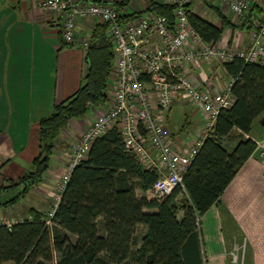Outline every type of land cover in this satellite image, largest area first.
<instances>
[{
	"label": "trees",
	"instance_id": "obj_1",
	"mask_svg": "<svg viewBox=\"0 0 264 264\" xmlns=\"http://www.w3.org/2000/svg\"><path fill=\"white\" fill-rule=\"evenodd\" d=\"M126 4L124 0L117 6ZM148 10L175 21V5L150 0ZM139 14L126 13L122 20H134ZM219 15L221 22L215 24L188 9L190 23L207 43H218L226 26L234 28L226 16ZM107 31L105 23L95 26L79 89L39 121L40 153L33 169L9 181L10 187L23 188L7 202L0 199V206L17 204L43 180L71 119L82 118L107 101L115 58ZM225 67L234 79V103L221 110L214 130L192 160L184 175L185 189L178 187L163 199L138 197L136 189L151 190L159 172L144 167L113 127L94 140L87 158L72 169L52 217L32 208L30 216L19 222L0 223V264H206L197 218L202 223L203 215L220 202L254 154L257 143L252 128L264 115V63L236 58ZM233 136L237 142L225 144ZM141 226L146 227L144 235Z\"/></svg>",
	"mask_w": 264,
	"mask_h": 264
},
{
	"label": "crops",
	"instance_id": "obj_2",
	"mask_svg": "<svg viewBox=\"0 0 264 264\" xmlns=\"http://www.w3.org/2000/svg\"><path fill=\"white\" fill-rule=\"evenodd\" d=\"M44 0H0V199L7 202L9 194L19 192L23 185L10 187L33 169V161L40 153L39 121L52 114L57 104L67 100L80 87L87 69L86 48L81 44H67L61 36L62 17L46 10ZM246 19L237 17L217 0H193L190 8L212 23H220L222 14L234 24L226 26L219 46L246 47L250 30L256 19L264 14V3L250 0ZM95 24L80 23V31L91 37ZM185 71L196 82H203L213 91L224 90L231 76L224 64L213 60L189 64ZM190 107L187 116L200 110L185 92L175 98L168 116V129L174 139L187 145L173 132L174 106ZM108 108L104 102L90 108L82 118L71 119L58 139L57 147L43 180L28 194L11 206H0V223L11 225L30 216L32 208L47 213L45 205L55 189L56 180L67 169L70 159L67 149L78 140L94 119ZM203 119V112H200ZM264 115L254 122L251 136L264 138ZM257 130L258 136H255ZM182 133V134H181ZM64 147V148H61ZM67 151V153L63 152ZM62 152V153H60ZM59 176V177H58ZM6 186V189L2 187ZM137 196L152 197L151 190L136 189ZM6 196V200L3 197ZM55 204V203H54ZM53 204V207H54ZM51 209V208H50ZM49 209V210H50ZM53 209V208H52ZM48 210V211H49ZM202 250L206 264H264V159L253 154L228 185L219 203L202 217ZM146 227L140 232L145 234Z\"/></svg>",
	"mask_w": 264,
	"mask_h": 264
},
{
	"label": "built area",
	"instance_id": "obj_3",
	"mask_svg": "<svg viewBox=\"0 0 264 264\" xmlns=\"http://www.w3.org/2000/svg\"><path fill=\"white\" fill-rule=\"evenodd\" d=\"M44 0L43 7L62 17L61 36L65 43L87 47L90 37L80 31V23L89 20L95 25L107 24V35L115 51L113 71L107 87L108 108L99 114L72 146L70 164L54 193L52 217L72 169L87 158L94 140L117 127L125 148L135 153L146 168H156L157 181L151 187L153 197L163 199L176 188H184V175L204 140L212 133L222 109L234 103L230 84L213 91L206 83L192 79L185 67L189 64L225 63L236 58L247 63H264V14L255 20L246 47L219 46L207 43L189 21L188 5L193 0H153L175 5V21L149 11L150 0ZM145 2V6L143 5ZM241 19H246L250 0H217ZM264 3V0H256ZM138 12L139 16L124 22L123 15ZM185 92L188 99L203 112L204 125L195 140L187 145L177 142L168 129V116L175 98ZM255 139V138H254ZM255 155L264 159V138L255 139ZM50 223V221H49ZM201 227V219L197 218Z\"/></svg>",
	"mask_w": 264,
	"mask_h": 264
},
{
	"label": "rangeland",
	"instance_id": "obj_4",
	"mask_svg": "<svg viewBox=\"0 0 264 264\" xmlns=\"http://www.w3.org/2000/svg\"><path fill=\"white\" fill-rule=\"evenodd\" d=\"M139 1H141V0H139ZM142 3H143V5L145 6V2H143L142 1ZM107 102V101H106ZM189 111H190V107H189V105L187 106L186 104H185V106L183 105V104H177L176 106H174V112H173V114H172V116H173V120H172V123H173V126H174V130H173V132L174 133H176L177 135H179L180 136V132H181V130H182V128L186 125V122L189 120L190 122H189V124H188V126H187V132H185V134H183L182 135V137H186V141H188L189 142V140H195L197 137H198V133H199V131L202 129V127H203V125H204V119H203V117H202V115H201V110H200V112H197V114H196V116H192V117H190V119H189V117L187 116V114L189 113ZM182 134V133H181ZM254 134H255V136H258V132H257V130H254ZM81 138V137H80ZM79 138V139H80ZM79 139L78 140H76L75 141V143H77L78 141H79ZM260 139V138H259ZM237 138L235 137V136H233V138H228V139H226L224 142H225V144H235L236 142H237ZM74 143V144H75ZM57 147V146H56ZM58 148H60V147H57V149ZM61 148H64V147H61ZM68 150V153H67V151H64L63 150V152H65V153H67L66 155L67 156H65L66 158H69L70 159V161H71V158H70V153H71V151H72V146L70 147V149H67ZM56 151V150H55ZM54 151V152H55ZM58 151V150H57ZM57 151H56V153H57ZM59 152V151H58ZM60 153H62V152H60ZM69 164H70V162H69ZM69 166V165H68ZM68 168V167H67ZM67 169H65V171H66ZM62 176H63V174L59 177V179H57L56 180V183H55V189L53 190V193H51V195L49 194V196L51 197L46 203V205H45V207H46V209H47V213L48 214H50V212L52 211V208H53V204L56 202V200H55V196H54V193L57 191V189H58V187L60 186V184H61V181H62ZM18 192H11L10 194H9V198H12V197H14L16 194H17ZM6 196H4L3 197V200H6ZM51 208V209H50ZM50 209V210H49ZM49 210V211H48Z\"/></svg>",
	"mask_w": 264,
	"mask_h": 264
},
{
	"label": "water",
	"instance_id": "obj_5",
	"mask_svg": "<svg viewBox=\"0 0 264 264\" xmlns=\"http://www.w3.org/2000/svg\"><path fill=\"white\" fill-rule=\"evenodd\" d=\"M262 123L264 124V118H263V120H262Z\"/></svg>",
	"mask_w": 264,
	"mask_h": 264
}]
</instances>
